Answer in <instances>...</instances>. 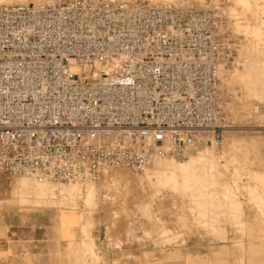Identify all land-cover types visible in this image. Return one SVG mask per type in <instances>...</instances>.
<instances>
[{
    "label": "built area",
    "instance_id": "1",
    "mask_svg": "<svg viewBox=\"0 0 264 264\" xmlns=\"http://www.w3.org/2000/svg\"><path fill=\"white\" fill-rule=\"evenodd\" d=\"M239 44L211 2L1 5L0 177L96 182L219 144L237 122L222 76Z\"/></svg>",
    "mask_w": 264,
    "mask_h": 264
},
{
    "label": "rangeland",
    "instance_id": "2",
    "mask_svg": "<svg viewBox=\"0 0 264 264\" xmlns=\"http://www.w3.org/2000/svg\"><path fill=\"white\" fill-rule=\"evenodd\" d=\"M35 1L47 2H26ZM49 1L47 3L56 4L63 0ZM186 1L202 5L216 3L231 18L239 34L240 47L235 62L222 76L231 92L229 110L237 122L235 127L226 130L222 143L214 145L207 140L184 156L165 158L172 164L183 161L187 168L178 171L174 181L166 178L164 183L156 184L153 180L149 184L145 179L140 188L139 184L134 186L137 179V183L131 180L142 172L111 167L96 182L45 183L44 196L20 204L8 197L18 179L26 175L12 181L1 176L3 210L75 209L81 214L84 240H92L91 231L98 228L103 231L109 247L115 249L130 244L145 256L181 253L191 239L211 243L230 240L235 242L232 250L257 256L258 261L262 260L257 264H264V129L258 127L264 125V111L263 114L253 112L257 104L264 106V0ZM8 3L25 2L0 1V5ZM113 170L124 171L130 176V182L117 183L109 175ZM198 177L203 181H198ZM114 184L125 189L113 192ZM62 187L65 194L57 192ZM91 187L93 199L87 202ZM84 246L86 256L93 263L108 264L105 258L95 256L92 241Z\"/></svg>",
    "mask_w": 264,
    "mask_h": 264
},
{
    "label": "crops",
    "instance_id": "3",
    "mask_svg": "<svg viewBox=\"0 0 264 264\" xmlns=\"http://www.w3.org/2000/svg\"><path fill=\"white\" fill-rule=\"evenodd\" d=\"M82 218L75 209L55 207L3 210L0 218V264H97L85 254L93 242L96 257L108 264H257V256L241 255L234 241L191 239L181 253L145 256L130 244L111 248L103 231L82 238ZM183 248V247H182Z\"/></svg>",
    "mask_w": 264,
    "mask_h": 264
},
{
    "label": "bare ground",
    "instance_id": "4",
    "mask_svg": "<svg viewBox=\"0 0 264 264\" xmlns=\"http://www.w3.org/2000/svg\"><path fill=\"white\" fill-rule=\"evenodd\" d=\"M0 1H2V0H0ZM6 1L28 3V2H26L28 0H6ZM151 1H154V0H151ZM35 2H37V1H35ZM47 2H51V1L47 0ZM248 71L249 70L247 69L246 72H248ZM233 77H235V75ZM221 143H222V141L220 142V144ZM211 144L216 145L215 142H211ZM180 162L175 164V161H174V164H175L174 165L170 161L166 160L165 158L156 159V160L153 161L150 169H148V167H147L144 171H142V174L138 175V178L134 177V179H132L131 182L133 180H135V182H136V179H137L138 183L136 182L137 184H134L135 183L134 182L133 184H134V186L139 184L138 187L140 188L141 186H143V184L145 182V179L147 180V182L149 184L152 183L153 180H154V183H156V184H161L166 178H169V179L173 180L175 178V176H176V173L178 171H184L187 168L186 163H184L183 161H180ZM113 171H115L116 174H114ZM113 171H111V172L109 171V175H110V177L115 178L117 183L120 182V181H122V182H130V176L128 174H126L124 171L119 172V173H118L119 170L118 171L117 170H113ZM105 172L107 173V171H105ZM193 174L197 175V172H193ZM32 177L33 176L30 177L29 175H26L25 177H22L21 179H18V183L14 184V186L12 187V190L9 193L10 195H9L8 198L9 199L11 198L12 200H15L17 203H20V204L21 203L27 204V203H29L31 201L32 198H37V197L44 196V194L46 193V190H47V187H46L45 183H49V184H53V185H59V184H54V183H51V182H48V181H38L35 177H33V178ZM194 179H196V178L194 177ZM200 179H201V177H198V181ZM201 181H203V179L200 180V182ZM70 182H76V181H70ZM106 182H109V180L106 181ZM42 183H44V184H42ZM66 183H69V182H66ZM60 184H65V183H60ZM115 185L116 184H114V187H115L116 190H113V192H117V191L123 192L124 186L122 188L120 185H117V186H115ZM104 188L106 189V187H104ZM112 189H114V188H112ZM57 192L59 194H65V188L64 187L59 188L57 190ZM93 195H94V189H93V187H91L89 189L88 193H87V202H89V201H91L93 199ZM108 195H109V193H108Z\"/></svg>",
    "mask_w": 264,
    "mask_h": 264
}]
</instances>
